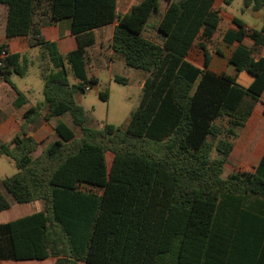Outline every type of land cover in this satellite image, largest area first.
I'll use <instances>...</instances> for the list:
<instances>
[{
  "label": "trees",
  "instance_id": "trees-1",
  "mask_svg": "<svg viewBox=\"0 0 264 264\" xmlns=\"http://www.w3.org/2000/svg\"><path fill=\"white\" fill-rule=\"evenodd\" d=\"M216 1L142 0L118 16L117 0H0L8 7L6 37L30 36L31 45L41 49L44 119H57V138L40 154L35 155L41 143L27 136L25 127L11 141L0 142V156L14 160L17 168L2 180L6 191L18 204L43 203L42 210L0 223V262L53 258L55 264H200L205 249L214 247L219 202L264 199V156L253 174L223 177L238 130L264 92V57L255 58L242 44L232 53L236 70L254 78L247 88L234 77L208 70L207 54L204 68L187 60L194 43L201 39L205 48L217 30ZM243 2L244 9L264 11V0ZM44 3L52 21L71 20L77 48L66 56L42 37L35 23ZM153 12L162 35L158 40L143 35ZM116 20L113 50L127 66L148 76L140 104L124 128L97 130L87 126L76 97L99 82L86 73L93 30ZM234 23L239 29L233 40L257 41L264 34V22L250 33L240 19ZM20 58L9 54L0 66L13 87L10 76L26 72ZM69 71L78 83L70 84ZM17 92L18 109L25 97ZM100 97L107 100L108 93ZM40 109L30 108L26 122L38 117ZM65 116L71 125L61 119ZM7 117L0 107V124ZM220 120L227 124L218 125ZM10 208L0 190V212ZM257 239L236 240L234 247L243 250L238 264H262Z\"/></svg>",
  "mask_w": 264,
  "mask_h": 264
},
{
  "label": "crops",
  "instance_id": "crops-1",
  "mask_svg": "<svg viewBox=\"0 0 264 264\" xmlns=\"http://www.w3.org/2000/svg\"><path fill=\"white\" fill-rule=\"evenodd\" d=\"M44 1L47 3L50 0ZM46 3L40 7L35 15V23L39 28L42 37L46 41L55 42L61 55L66 56L77 48L76 37L71 31V20L65 19L52 21L48 13V6ZM133 5V2H129L127 0H117L118 16L129 12ZM229 6L224 5L223 0L216 1L215 9L219 11L220 15V22L217 30L213 34L212 38L205 43V48L201 47L202 41L201 39H198L189 51L187 60L198 67L204 68L207 54L208 70L216 74H225L234 77L239 85L247 88L252 83L254 79L253 76L248 73L245 75V72H238L235 66L230 63V58L234 50L241 44L251 48L255 58L264 57V34L260 35L257 41H254L249 37H245L241 42L233 40L232 33L238 31L239 29V27L234 23V19L237 18L244 22L245 27L250 33L251 30L261 29L264 22V12L261 13V11H254L252 8L245 9L249 10L254 17L257 18L256 24L253 25L245 22L233 13L228 12L226 7ZM165 9L166 4H163L161 12H164ZM7 15V5L0 3V46L6 45V49L9 54L20 55V63L24 62L26 65H37L40 71V47L31 45L30 36H19L8 39L6 37ZM116 25L117 20L108 26L93 30L95 42L87 49V77L99 79L97 76L98 70L109 69L112 74L113 69L117 66V64H125L122 56L115 52L112 48L113 34ZM27 67L28 66H26V72L24 75L28 71ZM137 72L145 81L148 73L142 70H138ZM69 76H72L75 80L74 82H70L71 85L78 83L79 80L76 79L70 71ZM10 81L14 87L7 83L0 74V107H7L8 102L11 106H14V102L18 96L17 91H20L24 95L25 101L24 104L18 108L20 111V117H17L16 113L11 116L8 115L6 120L0 124V142L11 141L21 132L23 127L28 125L25 115L30 108H41L39 110L41 114L36 117L37 119L39 117H43L44 119L43 111L46 109L44 108L46 107L44 105V98L42 100H40V97L37 98L36 92L33 88H24V90L19 89L12 81V75L10 76ZM32 121L33 119L30 122ZM44 121L50 122L51 120L46 121L44 119ZM4 123L7 124L3 127ZM43 128H45V125L36 132L27 131V136H31L37 142L42 143L44 138L40 135V133ZM233 144V151L225 166L228 165L230 160L234 157V155H236L237 158L241 159V163L240 167H238L233 173L253 174L264 156V92L259 101L255 103L253 112L247 120L245 126L238 130V135L234 139ZM38 203H41L40 206L43 209V203L40 201H38ZM18 205L24 206L26 204ZM219 206L214 230V247L205 249V253L200 264H238V261H240L239 258L243 256L241 254L243 250L235 248L234 244L237 239L245 240L248 236L258 237L257 240L260 241L261 244L260 252L262 254L263 264L264 199L252 198L244 201L224 200L219 202ZM257 254H259V252ZM0 264H55V259L50 258L42 261H1ZM78 264L85 263L78 262Z\"/></svg>",
  "mask_w": 264,
  "mask_h": 264
},
{
  "label": "rangeland",
  "instance_id": "rangeland-1",
  "mask_svg": "<svg viewBox=\"0 0 264 264\" xmlns=\"http://www.w3.org/2000/svg\"><path fill=\"white\" fill-rule=\"evenodd\" d=\"M127 1L133 2L134 5L141 2V0ZM226 9L228 12L233 13L245 22L253 25L257 22V18H255L249 10L244 9L243 0H234L232 5L226 7ZM263 12L264 11L261 10V13ZM157 24V13L153 12L145 25L143 35L158 40L157 35L161 34L157 29ZM21 64L24 68L28 66L27 73L23 76L12 74V81L21 90H24V88H33L36 92V97H40V100H42L44 98V81L40 78L38 66L32 64L26 65L24 62ZM137 71V69L131 68L122 63L117 64V66L113 69L112 74L109 69H101L97 71V76L99 78L98 84L89 85V91L81 93L76 97L77 103L84 108L87 126L97 130H102L106 125H113L121 129L124 128L132 113L139 106L143 95L144 79ZM245 75H247L246 72ZM115 76L124 77L128 81L127 83H118L114 80ZM69 77L70 82L75 81L72 76ZM103 92L108 93L107 100L100 97V93ZM7 104V107H2L7 115L11 116L16 113V116L20 117V111L14 106H11L9 102ZM46 113L47 110L45 109L43 114ZM61 119L71 125L69 116L62 117ZM56 121L57 119H52L50 122H45L43 117H39L38 119L35 118L32 122H28V125L25 126L26 131L36 132L45 125V128H43L40 133L44 140H42V143L35 155L40 154L49 142L54 141L57 138L53 128ZM6 124L7 123H4L3 127ZM225 124H227L226 120L218 121V125L224 126ZM75 132L79 138L81 136L80 130L76 129ZM147 148H153V145H149ZM215 156V152H213L212 157ZM112 159L113 154L110 151L107 152L106 160L108 167H110ZM240 163L241 159L234 155V157L230 160V163L225 166L223 177L225 178L232 174L238 167H240ZM16 172L17 168L15 161L6 156H0V190L11 205L9 210L0 212V223L9 222L11 220H15L16 218L27 216L42 209L40 206L41 203L38 202L19 206L13 197L6 191L2 184V180L13 176Z\"/></svg>",
  "mask_w": 264,
  "mask_h": 264
},
{
  "label": "built area",
  "instance_id": "built-area-1",
  "mask_svg": "<svg viewBox=\"0 0 264 264\" xmlns=\"http://www.w3.org/2000/svg\"><path fill=\"white\" fill-rule=\"evenodd\" d=\"M9 53L7 49H1L0 50V66L4 65V60L8 57ZM90 87H86V91H89Z\"/></svg>",
  "mask_w": 264,
  "mask_h": 264
}]
</instances>
